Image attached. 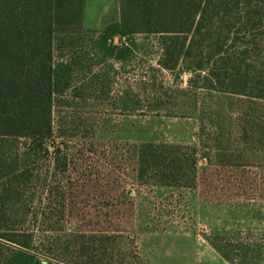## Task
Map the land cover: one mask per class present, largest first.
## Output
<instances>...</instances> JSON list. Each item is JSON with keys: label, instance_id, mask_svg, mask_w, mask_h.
Here are the masks:
<instances>
[{"label": "rangeland", "instance_id": "rangeland-1", "mask_svg": "<svg viewBox=\"0 0 264 264\" xmlns=\"http://www.w3.org/2000/svg\"><path fill=\"white\" fill-rule=\"evenodd\" d=\"M49 1H36L34 15L30 0H6L13 21L51 20L58 90L39 154L16 141L28 179L0 216V264L45 263L77 231L113 234L134 264H231L204 239L215 232L264 246V99L210 89L181 63L164 68L158 34L111 40L124 0H61L51 11ZM143 143L195 148V181L137 177ZM54 146L70 153L66 173L53 170ZM11 232H27L30 245L10 242Z\"/></svg>", "mask_w": 264, "mask_h": 264}, {"label": "trees", "instance_id": "trees-1", "mask_svg": "<svg viewBox=\"0 0 264 264\" xmlns=\"http://www.w3.org/2000/svg\"><path fill=\"white\" fill-rule=\"evenodd\" d=\"M36 1L29 3L34 15L39 12ZM61 5V0H50L48 10ZM5 10L6 0H0V144L7 141L11 146L8 150L0 145V216L12 211L28 179L26 170L20 169L16 141L28 140L30 154H39L53 133L52 100L58 90L51 20L34 17L13 21ZM109 29L111 40L113 35L127 39L133 34H158L162 36L164 68L173 70L181 63L183 71L200 72L198 76L204 73L202 81L210 89L264 99V0H124L120 22ZM12 148L16 151L7 160V151ZM53 148V170L68 172L69 151ZM185 149L177 144L138 145L134 162L137 177L154 174L194 182L197 152L193 147ZM200 157L211 161L207 153L201 152ZM204 170L202 167L201 173ZM207 178L203 177L204 181ZM7 237L20 247L30 245L27 232H11ZM113 238L111 233H71L59 242L58 254L40 264H134L115 250ZM204 239L231 264L264 262V246L236 233L215 232Z\"/></svg>", "mask_w": 264, "mask_h": 264}]
</instances>
